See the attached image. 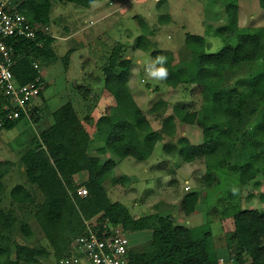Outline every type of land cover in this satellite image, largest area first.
I'll list each match as a JSON object with an SVG mask.
<instances>
[{
  "label": "rangeland",
  "instance_id": "obj_1",
  "mask_svg": "<svg viewBox=\"0 0 264 264\" xmlns=\"http://www.w3.org/2000/svg\"><path fill=\"white\" fill-rule=\"evenodd\" d=\"M245 1L248 2L244 5ZM202 2L110 0V3L106 2L110 9L106 11L108 14L102 22H95L97 14H90V9L51 1L49 22L39 29L54 38L51 49L56 61L32 60L46 85L44 100L40 103V118L37 123L26 119L9 130L0 129V164L9 173L2 179L4 192L0 194V207L17 220L28 223L32 233L31 237H26L18 223L11 231L0 229V249L14 254L15 245L25 246L35 250L40 257L37 263L30 264H55L53 250L34 217L36 203L19 205L10 196V191L17 184L29 187L19 159L27 144L38 143L40 132L51 124V113L66 103L73 105L81 119L87 114L94 120L100 114H111L116 104L113 94L105 86V71L112 49L120 44V59L131 62L127 85L133 101L148 120L147 132L161 133L162 128L169 125L174 127V131L170 137L167 133L159 134L160 140L153 154L144 145L145 133L137 130L134 146L142 163L135 164L144 171H138L131 158L118 164L110 177L121 175L126 178L115 183L116 186L112 185L111 178L106 179L108 197L111 201L123 203L132 217L161 214L169 215L175 224L188 228L205 225L211 230L218 263H250L241 249L247 232L244 226H237L235 218L239 213L251 211H257L264 217V61L241 62L220 70L222 80L215 88L220 93L212 103L204 100L200 85L179 84L170 88L163 80L150 77L148 69L154 60L148 51L136 47L141 38L147 49L171 52L173 64H179L191 57L186 46L187 33L202 36L207 54L219 51L226 44L235 46L236 32L217 33L228 23L224 2L216 0L211 4L215 6L212 9H216V14L209 20L203 19L204 13L199 15L195 10L197 4L201 8L204 6ZM240 5L246 8L243 7L239 26L250 29L264 27V13L259 10L257 0H242ZM253 8L257 10L255 13L244 14ZM203 20L206 22L204 29L200 24ZM140 22H144L147 32L140 28ZM153 107L158 109L152 112ZM174 108L188 113L198 112L215 143L192 163L184 161L187 149L181 139L187 138L192 145L202 144L205 140L203 126L180 124L173 115ZM122 118L135 122L131 111H126ZM118 119L119 116L116 117ZM100 145L103 144L97 147ZM164 145L172 151L168 156L162 152ZM91 153L96 151L93 149ZM101 156L104 161L114 158L106 151ZM147 161L159 164L156 172L149 170ZM254 171L256 174L252 180L247 183L240 180ZM137 178L140 179L138 182L133 180ZM86 179L87 176H81L79 182ZM208 183L210 187H207ZM30 192L37 204L43 202L39 191L30 188ZM172 194L180 199L176 206L171 203L174 201ZM188 194H195L197 201L193 214L183 217L179 207ZM101 216L99 214L92 219L100 221ZM126 233L130 245L138 252L143 251L151 237L149 231ZM44 254L45 259L42 258Z\"/></svg>",
  "mask_w": 264,
  "mask_h": 264
},
{
  "label": "trees",
  "instance_id": "obj_2",
  "mask_svg": "<svg viewBox=\"0 0 264 264\" xmlns=\"http://www.w3.org/2000/svg\"><path fill=\"white\" fill-rule=\"evenodd\" d=\"M51 1L24 0L21 4V11L35 28V39L20 40L15 50V54L21 58L13 67V74L20 84L34 82L40 77L32 60L42 59L45 63L56 61V55L51 49L54 38L39 29L47 26L49 22ZM57 1L90 9L93 4L103 0ZM222 1L228 23L217 33L236 32L235 46L226 44L219 51L207 54L204 52L202 36L187 33L186 46L190 49L191 57L179 64H173L171 52L147 49L146 45L141 43V38L136 46L144 52L148 51L153 60L160 55L166 57L167 62L164 66L168 69V76L163 82L167 87L176 88L179 84L200 85L204 100L212 103L216 102L220 93L215 90L222 80L220 70L224 67L237 66L241 62L264 61V27L255 29L239 27L237 0ZM259 5L264 10V0H259ZM140 28L147 32L144 22H140ZM120 52V44L115 45L111 51L105 71V86L113 94L117 106L133 112L135 122L112 120L108 115L101 114L95 123L96 129L106 137L103 151L112 153L115 159L110 158L102 163L98 157L88 155L89 135L82 127L72 104L66 103L51 113V124L40 132L38 143L27 144L28 147L19 159L24 167L26 183L39 191L43 202L37 204L32 193L21 185L14 186L10 196L13 202L19 205L36 203L37 209L34 213L36 223L52 248L56 260L69 252L71 242L84 230V221L101 214V220L107 219L113 226L120 225L126 232L151 233L142 252L131 249L134 264H219L213 236L207 226L186 228L175 224L169 215L161 214L134 218L123 203L111 201L108 197L109 191L104 184L106 179L110 178L111 170L126 158L141 161L140 153L134 146L136 131L145 133L144 145L151 150L157 141L159 142L160 135L167 133L170 137L174 131V127L170 128L169 125L164 126L161 133L147 132L148 120L133 101L127 85L131 62L120 59ZM42 97L43 95H41L43 100ZM157 109L153 107L152 112ZM41 111L42 107L31 111L32 122H38ZM253 113L254 110L251 111V114ZM173 115L182 125L203 126L205 140L202 144L192 145L187 138L181 139L187 149L184 161L192 163L203 156L207 148L215 144L209 134L210 130L199 118L198 112L188 113L181 108H174ZM23 120L24 117L21 115L19 119L7 121L0 114L2 129L9 130ZM162 148L168 154L172 152L166 145ZM7 173V169L0 164V194L4 190L2 179ZM81 173H86L87 179L77 185L74 176ZM255 174V171L242 174L245 176L240 180L247 183ZM111 181L115 184L119 179L112 178ZM262 185L264 186V181ZM210 186L208 183L207 187ZM79 188L86 190V196L77 195L76 191ZM196 201L195 194L185 195L179 208L181 215H191ZM235 219L237 226H244L247 232V239L241 249L249 257V264H264V217L257 211H251L239 213ZM16 223L26 237H31L32 232L28 223L17 220L10 212H5L0 207V229L11 231L17 226ZM14 248V254L0 249V264H30L39 261L38 253L32 248L21 245H15ZM42 258L45 259V254Z\"/></svg>",
  "mask_w": 264,
  "mask_h": 264
},
{
  "label": "built area",
  "instance_id": "obj_3",
  "mask_svg": "<svg viewBox=\"0 0 264 264\" xmlns=\"http://www.w3.org/2000/svg\"><path fill=\"white\" fill-rule=\"evenodd\" d=\"M23 2L0 0V114L7 121L19 119L21 115L31 121V111L40 107L45 90V82L40 77L20 84L13 74V67L21 58L15 54L19 41L35 39V28L20 8ZM2 126L0 121V129ZM76 193L86 196L84 188L77 189ZM131 249L120 225L113 226L107 219H90L84 221V230L71 242L69 252L55 264H134Z\"/></svg>",
  "mask_w": 264,
  "mask_h": 264
},
{
  "label": "crops",
  "instance_id": "obj_4",
  "mask_svg": "<svg viewBox=\"0 0 264 264\" xmlns=\"http://www.w3.org/2000/svg\"><path fill=\"white\" fill-rule=\"evenodd\" d=\"M154 1H158V0H154ZM215 1L216 0H203V7L201 8V7H198V5L199 4H197V6L195 7V10L196 11H198L197 13L199 14V15H201L202 13H204L205 15H203V19H212V18H214V16H215V14H216V12H214V11H216V9H212L213 7H215V6H211V4H213V3H215ZM250 2L252 1V0H249ZM258 1V6H259V10L261 11V13H264V10L262 9V8H260V5H259V0H257ZM106 2H109L110 3V0H103V1H101V2H96L95 4H93L92 6H91V8H90V14L92 13V12H94V13H96L97 14V16H96V21L95 22H102L103 21V19L105 18V16L108 14L106 11L107 10H109L110 11V9H108L107 7H106ZM248 1H245V3H244V5L247 3ZM151 3V2H150ZM198 3V2H197ZM240 3L242 4V0H237V5H238V15H237V17H238V26H239V24H240V21H241V13H242V11H244V8H246V6H243V7H241V5H240ZM208 6H210V7H208ZM207 9H208V11H207ZM257 10L255 9V8H253L252 9V11H248V12H246L245 11V13L244 14H246V15H251V14H253V13H255ZM219 14V13H218ZM95 18V17H94ZM222 19H223V17H222ZM202 23H203V25H202ZM206 22H204V20L203 21H200V24H201V26L203 27V29H204V24H205ZM239 27H241V26H239ZM242 28V27H241ZM41 75V74H40ZM43 79V78H42ZM43 98V97H42ZM114 99V98H113ZM43 100H44V98H43ZM43 100H42V102H43ZM115 103V102H114ZM73 106V105H72ZM74 108V107H73ZM76 111V110H75ZM125 112H126V110H124V109H122V108H120L119 106H117L116 107V105L114 106V109L112 110V112H111V114L109 113V114H106V113H103L104 115H108L112 120H116V117L118 118V116H119V121H126V120H124L123 118H122V116L125 114ZM76 113H77V111H76ZM93 114L91 113L90 114V116H92ZM101 115V114H100ZM100 115H99V117H100ZM77 116H78V118H79V115H78V113H77ZM99 117H97L95 120L94 119H92V118H90L89 117V114H87L84 118H79L80 119V123H81V125H82V127L85 129V131L88 133V135H89V145H88V151H87V153H88V155L89 156H94V157H98L100 160H101V162L103 163L104 162V160H102V153H105V151H103V149H104V147H105V140H106V137H105V135H104V133H102V132H100V131H98L97 129H96V127H95V123H96V121H97V119L99 118ZM30 122H32V121H30ZM160 133V132H159ZM99 144H103V145H100L99 147H97ZM157 145V144H156ZM155 148V147H154ZM94 149V151H96V153L95 154H92L91 153V151ZM150 151H151V153H153L154 154V149H150ZM162 152L165 154V155H170V154H168V153H166L164 150H163V148H162ZM107 153H109V152H107ZM166 156V157H167ZM110 159V158H109ZM111 159H115V158H111ZM126 159H128V158H126ZM126 159H124V160H126ZM131 159H133V158H131ZM107 160V159H106ZM124 160H122V161H120L118 164H120V163H122V162H124ZM133 162H134V164L135 163H142V161H137V160H135V159H133ZM145 163H147V166H148V168H149V170H154V172H156L157 171V168L159 167V164H151V163H149L148 161L147 162H145ZM117 164V165H118ZM149 164V165H148ZM117 165L111 170V172L110 173H113V170L114 169H117ZM136 165V167H137V170L139 171L140 170V172H142V171H144V169H142V167H138L137 166V164H135ZM14 165H12V167H13ZM156 170V171H155ZM9 173H7L4 177H3V179H5L6 178V176L8 175ZM24 174V173H23ZM24 176H25V174H24ZM81 176H83V177H85V176H87V174L86 173H81V174H78V175H75L74 176V180H75V183L77 184V185H79V184H81L80 182H79V178L81 177ZM111 179L112 178H116V179H119V180H125V178H126V176H112V177H110ZM142 178V177H141ZM26 179V178H25ZM134 181H136V182H138L140 179L139 178H137V179H133ZM3 182V181H2ZM26 182V181H25ZM3 184H4V182H3ZM27 184V183H26ZM136 184V183H135ZM17 185H20V184H17ZM28 185V184H27ZM105 185V184H104ZM112 185H115L116 186V184H114V183H112ZM16 186V185H15ZM21 186H23L26 190H28V191H30V188L31 189H33V190H36L34 187H30L29 185V187H26L25 185H21ZM106 186V185H105ZM107 187V186H106ZM121 188V187H120ZM130 188V190H131V187H129ZM4 192V191H3ZM151 192V191H150ZM156 192H157V190H156ZM171 199L172 200H174V201H171V203L172 204H175L174 206H176V205H178V200H180L179 199V197H175V196H173V194H172V196H171ZM170 203V206H173L172 204ZM180 208V207H179ZM158 213V212H157ZM193 214V213H192ZM149 215V214H148ZM190 216V215H189ZM141 217V216H140ZM183 217H188V216H183ZM134 218H138V217H134ZM178 225V224H177ZM181 225V224H180ZM182 226H184V227H186L185 225H182ZM186 228H188V227H186Z\"/></svg>",
  "mask_w": 264,
  "mask_h": 264
},
{
  "label": "clouds",
  "instance_id": "obj_5",
  "mask_svg": "<svg viewBox=\"0 0 264 264\" xmlns=\"http://www.w3.org/2000/svg\"><path fill=\"white\" fill-rule=\"evenodd\" d=\"M166 62L165 56H157L148 69V75L159 80L166 79L168 76V69L164 66ZM157 65H159V67H157Z\"/></svg>",
  "mask_w": 264,
  "mask_h": 264
}]
</instances>
